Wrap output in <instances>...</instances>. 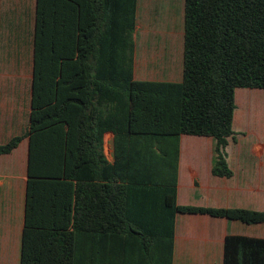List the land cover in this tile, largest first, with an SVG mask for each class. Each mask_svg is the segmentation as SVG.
I'll return each mask as SVG.
<instances>
[{
	"label": "trees",
	"instance_id": "trees-1",
	"mask_svg": "<svg viewBox=\"0 0 264 264\" xmlns=\"http://www.w3.org/2000/svg\"><path fill=\"white\" fill-rule=\"evenodd\" d=\"M137 2L36 0L29 123L0 146L6 156L29 142L20 264H76L82 244L130 237L155 222L133 214L143 195L157 197L156 245L169 252L175 215L264 224L176 206L180 137L212 139V176H232L234 92L264 90V0H184L180 84L133 80ZM223 264H264V241L226 238Z\"/></svg>",
	"mask_w": 264,
	"mask_h": 264
},
{
	"label": "crops",
	"instance_id": "crops-1",
	"mask_svg": "<svg viewBox=\"0 0 264 264\" xmlns=\"http://www.w3.org/2000/svg\"><path fill=\"white\" fill-rule=\"evenodd\" d=\"M27 2L0 0V146L24 136L29 123L36 0L31 2L30 14ZM161 49L151 45L139 51L134 38V81L181 83L182 63L180 71L176 57ZM232 132L225 148L230 179L211 174L212 139L180 137L176 206L264 214V90L234 92ZM28 150L29 142L24 139L11 154L0 156V264H20L21 260ZM103 155L111 165V135L103 137ZM133 200L139 202L133 214L155 222L144 223L130 237L82 244L76 264H94L100 250L103 264H223L226 238L264 241V224L175 215L169 252L165 245H156L159 230L153 226L160 223L162 211L150 202H157V197L143 195Z\"/></svg>",
	"mask_w": 264,
	"mask_h": 264
},
{
	"label": "rangeland",
	"instance_id": "rangeland-1",
	"mask_svg": "<svg viewBox=\"0 0 264 264\" xmlns=\"http://www.w3.org/2000/svg\"><path fill=\"white\" fill-rule=\"evenodd\" d=\"M27 2L29 14L31 2ZM184 0H138L135 43L139 51L161 47L176 57L181 71ZM161 49V51H163Z\"/></svg>",
	"mask_w": 264,
	"mask_h": 264
}]
</instances>
